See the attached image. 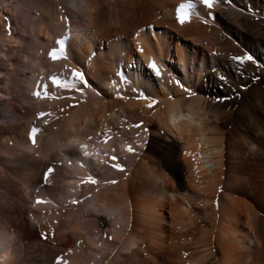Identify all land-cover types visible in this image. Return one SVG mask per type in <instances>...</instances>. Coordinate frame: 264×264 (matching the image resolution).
I'll use <instances>...</instances> for the list:
<instances>
[{
    "label": "bare ground",
    "instance_id": "6f19581e",
    "mask_svg": "<svg viewBox=\"0 0 264 264\" xmlns=\"http://www.w3.org/2000/svg\"><path fill=\"white\" fill-rule=\"evenodd\" d=\"M10 1L5 8L13 11ZM83 2L86 20L74 29L48 7L30 31L50 41L62 36L54 51L62 41L79 63L102 38L81 33L85 24L117 25L112 37L103 35L111 44L92 68L105 89L122 92L121 101L95 91L75 63L70 69L51 59L48 46L32 49L33 91L46 80L50 92L74 84L59 91L84 96L47 99L42 118L22 108L13 128L0 127V185L17 171L21 190L32 191L26 214L36 221L16 226L19 199L0 208V264H20L25 247L45 251L44 264H264V0H212L210 9L203 0ZM181 5H191L183 24L172 14ZM15 23L27 35L29 24ZM7 28L3 37L12 43ZM117 109L141 115L140 128L112 116ZM42 157L58 171L48 174Z\"/></svg>",
    "mask_w": 264,
    "mask_h": 264
},
{
    "label": "rangeland",
    "instance_id": "374dc122",
    "mask_svg": "<svg viewBox=\"0 0 264 264\" xmlns=\"http://www.w3.org/2000/svg\"><path fill=\"white\" fill-rule=\"evenodd\" d=\"M12 2H14V4H16V6L14 4L12 5ZM7 3L8 2H6V0H0V9H2V10H0L1 11L0 12V16H1L0 18L2 21V24L0 26V37L2 36L1 38H3V39L0 38V49L3 50V52H4L3 55L0 54V71L2 72L0 74V83H1L0 87L3 89L2 90L3 92L0 93V127H2V128H10V127L13 128L14 123L17 120H20L23 117V115L25 116V114H23L24 111H22V108L27 109V111H30V113L34 112L36 117L42 118L43 116H45L44 113H46L45 110L48 107V105H49L48 103H50V101L56 100V99H61V98L74 99L76 97H83L84 96V94L80 93V92L79 93L75 92V93H71V94H65L64 92L61 93L59 91L58 86L56 88L59 92L57 90H55V92H54V90H52L50 92L49 88H51V85L49 82H46V80L45 81H37V83L40 86H38L36 91L32 90V88H31V87H33L32 82H30V78H29V76L27 77V75H30L31 71L32 72L33 71L39 72L37 65L32 61V58L34 55V53L32 51L34 50V47L35 46H41L44 49L45 46L46 47L48 46L51 49V51L53 52L54 48L52 46V41H54L55 39H59L62 36H60V35L58 37L56 36L55 39L52 38V41H50L51 38L49 40V38L42 37V34L35 36L34 31H30V27L32 28V25H33V28H34V23L36 22L37 19H40V16H42L44 13L43 10L44 9L47 10L48 7L53 11L52 15H54L55 13H57L58 11L61 10L62 15L67 17L66 20L68 19L67 21H69V22L64 21L63 24H66V25H61V26H66V27H63L65 29H70V27H72L74 29L75 28L74 25H75V23L78 22V20L85 21L86 18L83 17V15H85V7H84L85 2H83V0H81V1H79V0H11L9 2V5L10 6L12 5L13 11H8V9L5 8ZM1 13H2V15H1ZM134 13H135L134 21L138 24H141L140 21H141V19H143L142 9L136 8L134 10ZM148 13L151 14L152 13L151 10L150 11L148 10ZM172 14H178V13L176 11H174V12H172ZM16 19L19 20L20 24H22V25H28L29 24L28 30L26 31L27 35H24L23 32L21 31L20 25L15 23ZM71 22H73V23L71 24ZM68 23H70L71 26L68 25ZM2 25H4V26H2ZM6 25H8L7 30L10 31V29H11V34H13V35L10 34L13 37L12 43L7 42V40L3 37L7 34L6 31L4 32V30H6L5 29ZM67 25L70 27L67 28L68 27ZM87 25L88 24H85L81 33H87V32H90L91 30L94 33V31H95L97 37L102 36V38L100 37L101 40H97V42H96L97 44L95 43V46H94L92 51L87 50V52L85 54V58L83 60L79 61V63H81V64L78 63L76 58L72 59L71 53H69L70 54L69 58L67 56V53H64L66 58H61L62 59L61 61L62 62L64 61L70 69L73 68V66H74L73 63H75V65H77L79 68H81V71L84 74L85 78L91 80L96 85L94 87L95 91H97L99 93V90H98V88H99L101 90V93L102 92L105 93V95L108 97L109 102H111V103H115V101L119 102L121 100L119 99L120 96L117 94H119V93L122 94V92L121 91L117 92V91L105 89L104 85L102 83L100 84V81L98 80V78L97 77H96L97 79L94 78V76L96 74H95V69L92 68L93 62L97 61L101 57L102 53H106V49L108 47V44H111V43H109L108 40L103 38V35L107 34V35L112 37V35H114L116 33L117 25H115L113 22L106 23L105 25L100 24V26H101L100 28L98 25L96 27H94L92 25L90 27V25L89 26H87ZM73 29H71V30H73ZM32 30H34V29H32ZM225 38L227 39V37H225ZM36 39H38V40H36ZM44 39H46V40H44ZM47 39H48V42L44 43L47 41ZM29 40L32 43H30ZM26 41L29 42V45L32 44V45H30L31 47H29V45ZM55 41H54V43H55ZM41 43H43L44 46H42ZM54 43H53V45H54ZM69 43L70 42H68L66 46H67V48H69V50H71L72 45ZM28 47L31 49H29ZM54 47H56V46L54 45ZM57 49L58 48L56 47L55 51L58 52ZM23 50L26 52L25 55H28V60L24 61L23 58L21 57L22 54H24ZM41 57H44V55H42ZM12 60L13 61L16 60L17 62L16 61L13 62ZM28 63H29V65H28ZM36 63H40V62L37 61ZM26 65H28V66L26 67ZM32 67L35 68L36 70L33 69ZM28 72H29V74H27ZM47 77L51 78L50 75H47ZM106 77L109 78V76H106ZM26 78H29L28 81ZM11 81H15L17 84L16 86H18L19 89H21L22 87L25 88V92H17L18 89L15 88L14 84ZM71 81H73V80H71ZM9 82L11 85L10 84L8 85ZM73 83H74V81H73ZM44 84L47 85V91H49L47 93L50 96L49 95L47 97L44 96V91H45L44 90ZM82 88L84 89L83 85H82ZM7 89H9V90H7ZM60 90H62V88H60ZM37 91L41 92V97H37L35 95V92H37ZM50 93L53 95H51ZM74 94H75V96H74ZM44 99H45V101H44ZM46 100L48 101V103L46 105L47 107H44L46 102H47ZM154 104L152 103V106ZM11 106L15 107L17 109L19 108V110H21L22 112L20 111L18 113H14V114L11 113L9 110ZM152 106H151V108H152ZM155 106L156 105H154L153 108ZM35 108H36V110H35ZM148 108H149V106H148ZM117 115H120L127 124L129 123L130 125H133V126L140 125L142 122L140 120L141 115H137L136 116L137 118L134 117V119H133V117H130V116H128V117H130V118H128L126 115H124L122 113V111L120 109H117V114L116 115L113 114L112 116L117 117ZM138 128H140V127H138ZM12 131L13 130H11V132ZM10 137H13V135ZM236 138H237V136H236ZM8 145L11 146V143L10 144L8 143ZM131 152L132 151H130L127 155L129 156ZM9 157H11V156H9ZM41 159L43 160V162L46 161V163L48 164L47 170L52 169L53 170L52 172L58 171V169L50 163L48 158L42 157ZM8 164L11 166L18 165V163L16 164V162L15 163L13 162V164L12 163H8ZM16 172L17 171H12L14 176L11 172H9V175L12 174L11 176L7 175L9 177V179L12 181L11 184L0 185V191H1V193H0V208L1 207H8L10 204H13L14 201L17 202L16 200L19 199L21 209H22V215L16 220L17 225L16 224L15 225L18 226L20 229L26 230L27 227H26L24 219L28 218V221L34 226L36 224L35 223L36 221L33 220L32 217H28V215L26 214L29 212V209L33 208V207H31L32 205L30 203L31 202L30 193L32 194V191H28L27 194H29V195H27L24 191L21 190L22 189L21 183L16 178V177H18V174ZM4 188L8 189L9 195L7 194V192L5 190H3ZM3 229H4L3 223H0V232H3L2 231ZM36 230H37V232L38 231L40 232V229H36ZM31 231H32V233L34 232L33 236L36 237V231L34 229H32ZM17 246L18 245L15 244V246L13 248H16ZM23 249L24 248H22V250H20L21 252L20 251L18 252L20 254V255L18 254V256H19L18 259H19V261H21L20 264H44L48 258V256L45 255V251H43L39 248L36 251H34V249L29 248V247L28 248L25 247V249L24 250Z\"/></svg>",
    "mask_w": 264,
    "mask_h": 264
},
{
    "label": "snow or ice",
    "instance_id": "6c2138e0",
    "mask_svg": "<svg viewBox=\"0 0 264 264\" xmlns=\"http://www.w3.org/2000/svg\"><path fill=\"white\" fill-rule=\"evenodd\" d=\"M203 3H204L209 9L212 8V6H213V4H212V0H203ZM190 7H191V5H181V6H180V9L178 10V16H177V18H178V20H179V22H180L181 24L185 23V20H186V18H187V16H188L187 9L190 8ZM50 58L53 59V60H57V59H61V58H66V56L64 55V45H63V42H62V41L60 42V49H59V52H57V51H53V52H51V53H50ZM234 59H235V58H234ZM251 59H252V58H251L250 56H249V57H241V58H239V61H240L241 63H243L244 61H246V60H251ZM150 67L153 69V71L155 72V74H156L157 76H160V71H159V69L157 68V66H156L155 63H152V64L150 65ZM72 75H73V77H74L75 79H77L80 83H82V84L85 83L84 76H83L82 73H80V72H78V71H74ZM53 83H56V81L53 80ZM58 86H59V87H69V86H71V87H75L74 84H73V85L60 84V85H58ZM44 89H45V91H44V96L47 97V96L49 95V94L47 93V85H44ZM185 90L187 91V89H185ZM35 95H36L37 97H41V92H40V91H37V92L35 93ZM151 106H152V104L150 103V104H149V107H151ZM137 127H139V125H137ZM36 132H37V129L33 128V130H32L33 143H35L34 137H35ZM128 151H132L131 148H129ZM85 154L87 155L88 153L85 152ZM113 159H115V157H113ZM114 167H116V168H117L118 170H120V171H123V169H122L118 164L114 165ZM52 171H53L52 169H49V170H48V174H51ZM45 180H47V175H46V177H45ZM90 182L95 183L94 180H93V181H90ZM113 183H115V181H113ZM38 202H39V201H38Z\"/></svg>",
    "mask_w": 264,
    "mask_h": 264
}]
</instances>
